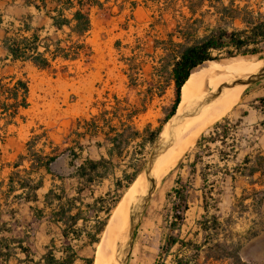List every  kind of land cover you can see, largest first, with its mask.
<instances>
[{"label":"rangeland","instance_id":"374dc122","mask_svg":"<svg viewBox=\"0 0 264 264\" xmlns=\"http://www.w3.org/2000/svg\"><path fill=\"white\" fill-rule=\"evenodd\" d=\"M133 2L135 8L131 12ZM110 5V15L96 10L92 12V30L88 42L93 47L94 56L88 65L76 63L68 66L66 70H60L59 66L55 71L37 70L19 63L11 65L3 61L0 53V77L14 75L17 78H24L28 81L29 88V107L21 112L24 121L17 120V127H8L5 143L0 144V165H4L0 179L5 180L11 171V168L5 165L14 162L18 155L25 154V143L30 139L32 130L35 131L34 135L42 134L36 149L44 148L47 153L55 146H60V150L73 146L79 151L75 145L76 141H79L83 147L81 159L75 161L79 163L82 159L96 160L101 154L105 157L106 155L104 147L98 148L95 145L96 142H103L101 136L92 140L87 136L77 139L76 133L83 131V128L77 130L78 120L89 121L103 111L116 113L123 120L124 115L136 110L142 113L140 112L131 125L138 131L150 125L151 129L162 126V132L164 126L170 122L171 118L163 123L174 101V85L170 77L169 61L176 54L179 43L191 45L205 36L215 25L214 18L206 15L202 24H195L193 18H199V15L191 17L179 0H111ZM177 21L181 25H177ZM233 26L241 28L237 22ZM235 59L221 57L204 66L228 67L251 59L264 60V52L253 57ZM242 79L231 78L223 87L241 85ZM248 91L250 86L246 85L238 103L236 102L223 117L195 139L191 147H188L178 158L175 166L159 180L157 188H155L156 179L152 175L151 185L143 169L139 173L137 177L143 176L148 189L139 202L142 211L133 230L131 247L122 257L125 259V264H173L176 254L183 256L186 252L178 251V245L165 252L166 242L171 236L184 241L200 242L201 234L195 235L198 230L197 223L204 215L200 173L207 177V184L213 185L210 194L206 195L209 205L208 216L215 214L221 222H224L230 214V207L232 203L235 204L234 197H239L242 188H249L237 177L234 191L232 190L231 179L229 176L224 177L226 172L224 163L219 160L220 152H229L232 142L228 139L220 144L218 140V136L224 132L229 135L236 130L239 137L245 134V127L238 125V119L227 120V118L235 111L240 116L245 113L250 104L245 97ZM114 97L118 99V103L115 102ZM253 107L263 111L264 102H257ZM112 115L108 114L106 118L113 119ZM99 123L104 131H108L110 126L118 125L116 119L110 123L108 121H99ZM215 125H219L216 131ZM167 137L168 135L166 137L159 135L153 147L149 145L144 148L139 147L140 138L131 142L122 157L113 158L112 175L100 186H93L94 196L103 195L109 189L113 190L115 179L122 180L121 184H123L122 176L132 173V165L143 168L150 155L165 146L164 144L168 142ZM212 137L216 139L214 143L210 142ZM64 156L56 166H53L57 173L65 174L64 165L71 162L70 157ZM195 159L197 163L195 170L192 171L191 163ZM24 166H27V163H24ZM232 167L233 162H229L228 168ZM48 179L47 177V187L50 183ZM126 189L119 191L120 198ZM256 189H264V187L256 186ZM207 190L206 185L205 191ZM115 195L105 197L106 202L111 203ZM176 195L185 197L187 201V208L183 210V224L177 229L171 227L174 221L173 209L176 204H180ZM84 197H88L87 201H91L88 191L84 193ZM215 204L217 211L214 208ZM0 206L2 219L12 228L11 235L25 241V245L33 254L31 256L33 260L43 252V246L48 244L49 237H54L56 247L62 244L56 236L57 230L34 221L27 206H18L12 202L11 197L4 198L1 195ZM239 210V207L235 206L230 221L225 224L227 232L233 241L240 242L239 254L244 262L264 264V225H253L252 221L257 218L253 210L242 215H239ZM261 211L264 212V205ZM134 215L135 212H132L131 218ZM92 226L87 225V229L90 230ZM100 235L101 233L98 235L99 239ZM97 243L90 245L87 251L81 253L82 256L92 259L93 264ZM81 244L83 243L80 242L78 246ZM23 258L24 256L18 253L10 264H25L16 261ZM199 261H203L202 254Z\"/></svg>","mask_w":264,"mask_h":264},{"label":"trees","instance_id":"16d2710c","mask_svg":"<svg viewBox=\"0 0 264 264\" xmlns=\"http://www.w3.org/2000/svg\"><path fill=\"white\" fill-rule=\"evenodd\" d=\"M179 1L191 17L199 15V18H193L195 24H202L203 18L210 15L214 18L215 25L195 43L178 44L176 54L169 61L170 77L174 85V101L163 123L174 116L180 101L181 87L192 72L221 57L237 60V57H253L264 52V0ZM110 3L111 0H24V5L33 8L41 20L46 23L37 27L32 26L31 15L22 18L17 26L9 23L1 41L6 52L5 60L11 64H29L37 70L51 71H55L57 66L60 70H66L68 66L76 63L90 64L94 56L93 47L88 42L92 30L91 15L94 10L110 15ZM131 5L132 12L135 2ZM236 22L241 25V28L233 26ZM177 25H181L179 21ZM28 98L29 88L26 79L17 78L14 75L0 77L1 145L5 143L8 136V127H17V120L24 121L21 112L28 109ZM114 100L118 103L116 97ZM140 112L142 113V111L134 110L127 113L123 116V120L111 111L100 112L89 121L78 120L77 130L83 128V131L76 133L77 139L80 140L87 136L92 140L101 136L103 142H96L95 145L98 148L104 147L106 155L97 160L82 159L79 164H75V161L81 159L83 148L79 141L75 143L79 151H76L73 146L63 150H60V146H55L47 153L44 148L36 149L42 134L34 135L35 131H31L32 135L25 143V154L18 155L14 162L5 165L11 168V171L5 180L0 179V195L4 198L11 197L12 202L18 204L36 203L38 201L37 192L43 187L45 176L49 175L52 182L43 196V208L30 206L29 211L35 220H39L43 218L46 208H52L49 220L61 224L60 241L62 244L56 247L55 241L51 240L45 247V253L34 262L31 258L33 254L25 245V241L12 236V228L8 225H0V264H8L18 253L24 255V259L19 260V263L74 264L79 257L71 244L72 241L78 240L84 234L90 245L98 242V235L103 231L112 208L121 196L119 191L129 187L149 159L143 168L132 165V173L122 176L123 184H121L122 180H114L113 190L106 193L107 198L116 194L111 203L106 202L107 198L99 197L92 204H83L81 195L86 191L92 194L93 186H100L112 175L113 158L122 157L131 142L140 138L139 147L154 146L162 126L151 129L150 125H147L142 131L136 130L131 124ZM108 114H113V119L111 117L107 119ZM114 119L117 120L118 125L110 126L108 131H104L103 126H100L99 121L110 123ZM218 128L219 125L214 126L215 131ZM226 135L227 133L224 132L218 136L220 144L224 143ZM215 141V138H210L211 143ZM220 153L219 160L228 161L232 149L229 152L221 151ZM63 155L71 158L70 166L73 168V172L67 177L60 176L51 169V165ZM24 163H27V166H24ZM196 163L197 159L191 163L192 171L195 170ZM3 167L4 165H0V172ZM224 168L226 171L224 177H230L233 191L237 177L242 179L249 188H242L239 197H234L235 204L232 203L230 214L224 222H221L215 214L208 216L209 205L206 195L210 194L213 185L207 184V177L200 173L204 215L197 223L198 230L195 235L201 234V240L199 243H194L173 236L169 237L165 252L175 245H178V251L186 252L183 256L176 254L173 264H250L241 259L239 254L241 244L239 241H233L225 224L230 221L236 206L240 209L239 215L253 210L257 214L256 220L252 221L253 225H264V212L261 211L264 205V189H256V186L264 187V151L259 150L254 155H246L240 164L232 168V171L227 169L226 164ZM65 178L76 179L78 182L75 190L76 197L67 196L63 185ZM55 180L61 183L55 185ZM206 185L207 191H205ZM176 199L180 204H176L173 209L174 221L171 227L175 229L183 224V210L187 208L185 197L176 195ZM247 201L250 203H246ZM77 202H79L78 205ZM214 208L218 210L216 204ZM90 220H95V222L88 230L87 223ZM79 221L82 225L78 227ZM2 233L4 236L1 235ZM201 254L203 255L202 262L199 261ZM81 260L84 264H93L90 258Z\"/></svg>","mask_w":264,"mask_h":264},{"label":"bare ground","instance_id":"6f19581e","mask_svg":"<svg viewBox=\"0 0 264 264\" xmlns=\"http://www.w3.org/2000/svg\"><path fill=\"white\" fill-rule=\"evenodd\" d=\"M263 63L264 60L251 59L228 67L209 65L189 75L181 87L180 101L175 115L160 133L161 136L166 137L172 120L180 118L174 129V140L168 143V147L162 151L153 167L155 188L159 180L175 166L178 158L188 147H191L195 139L223 117L242 95L246 85L224 88L226 81L231 78L249 77L256 73ZM147 189L148 185L143 180V176L137 177L126 189L112 209L101 232L99 242L96 244L94 264H117L116 254H120V257L124 256L129 248L127 240L131 214L139 206L142 195Z\"/></svg>","mask_w":264,"mask_h":264},{"label":"crops","instance_id":"0c3cea01","mask_svg":"<svg viewBox=\"0 0 264 264\" xmlns=\"http://www.w3.org/2000/svg\"><path fill=\"white\" fill-rule=\"evenodd\" d=\"M27 15H31L32 16L31 24L34 27H37V26H39L41 24L46 23L45 21L41 20L40 16L34 11L33 8H29V7H26L24 5V0H0V19H1V22H0V53L3 56V61H6V62L10 63L8 60H5L6 52L3 49L2 43H1V41H2V39L4 37V34H5L6 27L8 26L9 23H14V25L17 26L18 22L22 18L27 16ZM15 64H17V63H15ZM11 65H14V64H11ZM24 65H29V64H24ZM29 66H31V65H29ZM249 86H250V91H248V93L245 95V97H246V100H248L251 105L249 104L248 109L245 111V113H243L242 116H240L235 111V112H233V114L231 116H229L227 118V120H230L229 118H236V119H238V121H237L238 125L239 126L240 125H244V127H245L244 128V130H245L244 131L245 132L244 135H241L239 137L238 132L235 130L234 132L230 133L229 135L227 134L226 138L224 139V141H227L229 139V141L232 142V145L230 146V148L232 149V153H231L230 156H228L229 157L228 161H220V162L224 163V165L226 164V167H227V169L229 171H232V168H234L237 164H240L242 159L246 155H254L259 150H263L264 151V110L261 111L258 108L253 107V105L256 104L257 102H259V100L264 102V77L259 79L258 81H256L255 83H253V84H251ZM242 144H244L243 147H242ZM101 156L105 157L102 154L100 155V157ZM62 157H65V156L64 155L60 156L51 165V169H52V171L54 173H56V174H58L60 176L67 177L70 173L73 172V168L70 166V163H68V165H64V169L63 170L65 171V174H61L60 172L57 173L53 169V166H56L58 161ZM92 160H94V159H92ZM229 162H233V167L232 168H228V163ZM79 163H75V164H79ZM47 177L49 178L48 180L50 182L48 187L46 186ZM51 182H52L51 181V177L49 175H46L45 179H44L43 187L41 189H39L38 192H37L38 201L36 203H31V204H24V203H19L18 204V203H16V205H18V206L25 205V206H27L28 211H29V207L30 206H35V207H37L39 209L43 208V196L48 191V189L50 188ZM60 183L61 182L58 181V180L54 181L55 185H59ZM63 185L65 187L66 194H67V196L69 198L77 196L75 190H76V187L78 186V182L76 181V179L65 178L64 181H63ZM111 190L112 189H109L103 195H100V196H97V197L94 196V193L91 194L88 191L90 196H91L90 197L91 201H87L88 197H84V193L85 192H83V194L81 195V197L83 198L82 199L83 200V204H87V203L88 204H92L94 202V200L99 198V197L105 198L106 197V193L108 191H111ZM78 204H79V202H77V205ZM51 209L46 208L45 211H44L43 218H41L39 220H35L33 218V216H32V213L30 211H29V213L31 214L32 219L34 221L42 223L43 225H48V228H52L54 230H57V235L56 236H58V238L60 240V238H61L60 237V225L61 224L54 223V222H51L49 220V213H50ZM0 213H1V206H0ZM94 222H95V220H90L87 223V225H93ZM0 225H8V223H6L2 219L1 215H0ZM81 225H82V222L79 221L77 226L79 227ZM1 235L4 236V233H2ZM83 239H85V240L82 241ZM51 240H54V237H49L48 244L50 243ZM80 242H82L83 244L78 246V244ZM48 244H45L43 246V252L37 256L36 260H33L34 262L38 261L41 258V256L45 253V247ZM71 244H72L74 250L76 251L77 256L79 257V259L76 260V262L74 264H84L83 260H81V259L89 258V257L88 256H82L81 253L87 251L88 247H90V244L87 242L86 236L84 234H82L81 237L78 240L72 241ZM13 259H11L8 262V264H10ZM23 259H19V260H23ZM19 260H16L17 263H19Z\"/></svg>","mask_w":264,"mask_h":264},{"label":"water","instance_id":"95a60500","mask_svg":"<svg viewBox=\"0 0 264 264\" xmlns=\"http://www.w3.org/2000/svg\"><path fill=\"white\" fill-rule=\"evenodd\" d=\"M263 77H264V66L261 69H259L256 73L250 75L249 77H246L245 79H242L240 84L249 86V85L255 83L256 81H258L259 79H261ZM179 121H180V118L174 119V121L172 122L171 127L169 128V131H168V138H167L168 142L165 144V146L163 148L157 149L150 156L149 160L147 161V163L143 169V171L146 175V179L148 180V183L151 185L153 184V180L151 178L153 167H154L156 161L158 160V158L160 157L162 151L168 147V143H170L174 140V135H175L174 129L176 126V122H179ZM141 211H142V209L139 208V206H138L137 209L135 210V215L130 220V232H129V236H128V240H127V244L129 246V248L131 247V244H132L133 230H134L135 225L138 222V218H139ZM116 260H117V264H125V259H122V256L120 257V254L119 255L116 254Z\"/></svg>","mask_w":264,"mask_h":264}]
</instances>
